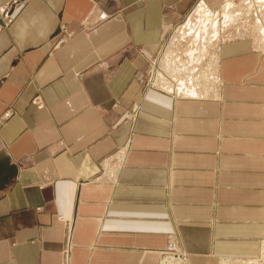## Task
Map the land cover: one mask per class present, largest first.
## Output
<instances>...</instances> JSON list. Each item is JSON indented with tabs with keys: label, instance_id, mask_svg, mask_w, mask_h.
<instances>
[{
	"label": "crops",
	"instance_id": "1",
	"mask_svg": "<svg viewBox=\"0 0 264 264\" xmlns=\"http://www.w3.org/2000/svg\"><path fill=\"white\" fill-rule=\"evenodd\" d=\"M226 1L0 0V264L260 256L264 51L238 31L211 57Z\"/></svg>",
	"mask_w": 264,
	"mask_h": 264
},
{
	"label": "rangeland",
	"instance_id": "2",
	"mask_svg": "<svg viewBox=\"0 0 264 264\" xmlns=\"http://www.w3.org/2000/svg\"><path fill=\"white\" fill-rule=\"evenodd\" d=\"M218 9H221V15L220 13L216 15L215 12L211 11L204 12V14L202 12L197 14V12H194L195 10L192 11V14L189 17L190 19L188 20V22H184L186 23V26H182V29H187L188 32L191 33L195 31L198 28V21L200 20V17L203 14L201 20H208L207 22H209L213 28L211 29V35L218 36L216 37L217 39H215V42H208L207 44V51L211 52V57H219L218 49H220L219 47L223 41L225 42L231 38L240 37L236 36L239 34L238 31H240V33L245 31L246 33L244 36L255 39L256 49L264 51V0H227L225 4L219 6ZM193 13H195V15H193ZM218 19H221V21ZM190 21L192 22V25L189 24ZM187 55L188 54H185V56ZM207 59L202 64L203 68L201 67L200 69L201 74L197 75L196 81L194 82L195 84L192 86L195 91L198 92L200 95L201 93L202 95H209L212 91V88H209L206 85H208L212 80L214 82L215 80H217V63L210 64V60L207 61ZM206 62L207 64H205ZM162 65L164 68L169 67V65L164 62L162 63ZM153 72V74L151 72L147 76L148 84L152 82V77L154 76L155 71ZM162 73L163 72H159L158 75H156L157 78L154 79V84L158 82L157 84L161 85L160 83L165 82L166 85L168 83V81L166 80V76H162ZM166 86H164V88ZM202 87L204 91L202 90ZM175 252L178 254H182L177 251ZM161 264H190V262H186L182 258L178 257L165 256L163 257ZM221 264H264V241L262 243L260 256L253 263L234 261L229 259L222 260Z\"/></svg>",
	"mask_w": 264,
	"mask_h": 264
},
{
	"label": "built area",
	"instance_id": "3",
	"mask_svg": "<svg viewBox=\"0 0 264 264\" xmlns=\"http://www.w3.org/2000/svg\"><path fill=\"white\" fill-rule=\"evenodd\" d=\"M165 256H167V257L173 256V257L182 258L184 261L188 262L187 258L184 255L178 254V253L175 252V250H174L172 245L168 246V249H167V252H166Z\"/></svg>",
	"mask_w": 264,
	"mask_h": 264
},
{
	"label": "bare ground",
	"instance_id": "4",
	"mask_svg": "<svg viewBox=\"0 0 264 264\" xmlns=\"http://www.w3.org/2000/svg\"><path fill=\"white\" fill-rule=\"evenodd\" d=\"M232 18V17H231ZM238 23V22H237ZM231 27V26H230ZM165 63V62H164ZM167 63V62H166ZM184 65V64H183ZM187 65V64H186ZM163 66V65H162ZM166 67V66H165ZM186 67V66H185ZM166 69V68H165ZM186 69H187V67H186ZM191 69V68H190ZM189 73H190V71H189ZM188 74V73H187ZM188 81H191V82H195V78H192V75L191 76H189L188 77V79H187ZM205 80V79H204ZM202 81V80H201ZM187 83H189V82H187ZM193 83H189V84H193ZM200 83V82H199ZM189 84H188V86H189ZM193 86V85H192Z\"/></svg>",
	"mask_w": 264,
	"mask_h": 264
}]
</instances>
